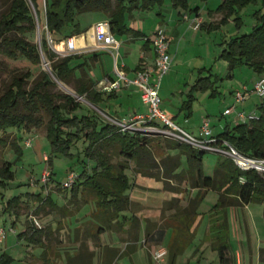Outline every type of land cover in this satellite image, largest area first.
<instances>
[{"label":"trees","instance_id":"obj_1","mask_svg":"<svg viewBox=\"0 0 264 264\" xmlns=\"http://www.w3.org/2000/svg\"><path fill=\"white\" fill-rule=\"evenodd\" d=\"M162 1L10 0L8 12L0 18V55L9 60L22 57L32 65L40 63L42 57L38 45L27 40L25 36L36 30L33 12L38 20L39 8L42 4L45 7L47 33L56 43L68 37L62 34V30L68 25L75 27L69 35L80 34L77 25L74 24L76 15L83 12H98L106 16L111 32L115 36L130 35L134 39H143L144 44L148 45L149 38L129 27L127 22L132 18L133 12L149 11L154 6L160 5ZM171 1L174 9L189 10L188 0ZM254 2L255 0H223L216 9L217 13L223 15L219 23H225L235 15L239 27L241 19L237 15L244 7ZM191 11L197 12L198 8ZM254 16L257 22L252 31L224 42L220 58L229 64L230 69L249 66L261 75L264 72V15L256 13ZM40 49L49 64L51 74L42 71L39 79L30 88H27L31 77L29 71L11 78L5 91L0 95V146L4 147L8 144L4 136L9 131L44 127L53 153L76 156L77 163L82 165L83 170L69 189L73 197H76L80 190V198H83V202L87 203L84 200L86 196L93 203L94 208L91 212L93 223L85 230V234L93 238L95 246L100 234L108 231L123 232L125 216L122 214L129 211L133 205L127 194L132 186L127 171L162 183L164 191L179 193L182 184H188L190 188L199 190V194L183 209L178 207L176 199L165 203L164 209H175L176 215L180 216L179 219L170 218L164 225L172 227L175 232L168 249V264H175L177 256L187 244L186 232L203 198L201 191L214 190L219 195L217 203L212 208L217 214L222 211V218L217 221L220 222L219 226L212 228L213 231L218 230V233L224 230L223 227L226 225L223 215L225 208L242 207L250 202H263L264 173L252 169L242 171L232 158L224 153L218 154L219 159L212 176H206L202 169L203 155L206 153L204 150L166 136L157 142L155 139H149L147 133L142 131H121L96 111L83 113L82 103L74 96L53 92L56 82L68 84L74 78L75 71L80 70V77L76 79L75 93L78 97L86 98L97 109H100L101 104L116 99L115 92L104 97V93L95 89L96 81L83 71L85 64L73 62L80 60L81 55L59 57L50 49L45 39L40 42ZM202 71L204 69L198 70L199 73ZM199 81L200 78L192 88H197ZM208 85L212 88L209 82ZM213 93L215 94L214 90ZM188 96V101H183L181 105V110L186 109L187 114L190 113L192 95L189 93ZM101 112L110 117L104 111ZM110 118L118 120L114 116ZM213 138L215 143L211 146L221 151L229 152L231 147L244 157L264 160V105L260 107L258 119L239 123L233 127L226 124L220 133L213 135ZM79 141L86 143L82 150V158L78 152L76 155L71 153L75 143ZM9 146L18 157L21 156L18 141H12ZM112 149L118 158L117 162L113 161ZM157 150L159 154H156ZM169 151H174L176 154L171 155ZM182 156L185 157L186 168L178 171ZM83 159L93 163L90 172L84 165ZM47 162L51 167L50 158ZM13 177L12 163L4 161L0 166V201L3 197L1 190L9 185ZM34 202L37 204L36 213L49 207L65 214V208L57 207L49 195L44 198L37 195ZM22 206L20 198L13 197L2 206L0 215H14L16 220L21 214ZM149 227L146 229L147 236L151 231ZM162 230L159 228V231H156L158 238L162 237ZM47 232H49L48 228L35 229L28 225L17 236L18 240L24 239L29 245L41 247L43 249L41 257L45 264L49 262L46 254L50 248L44 246L42 241ZM217 242L218 255L223 261L228 249L225 235H219ZM92 257L93 252L89 250L83 239L79 244L77 255L66 257L63 264H92ZM10 261L11 259L4 255L0 258V264H8Z\"/></svg>","mask_w":264,"mask_h":264},{"label":"rangeland","instance_id":"obj_2","mask_svg":"<svg viewBox=\"0 0 264 264\" xmlns=\"http://www.w3.org/2000/svg\"><path fill=\"white\" fill-rule=\"evenodd\" d=\"M221 0H188V4L191 8L198 6L202 11V16L205 15L207 19V11H215ZM10 0H0V18L8 12ZM181 12L185 11L179 9ZM171 11H174L171 0H163L160 5L154 6L151 10L140 13L135 12L136 18L131 20L134 24L135 30L143 33L146 37H150L153 32L158 29L175 30L178 28L179 37L176 46L173 47L172 55L176 53V66H172L170 71L163 77L161 81V87L159 96L161 98L162 105L161 110L165 112L166 116L180 129L190 134L192 137H197L195 133L198 131V127L204 117L211 122V133L216 135L223 130L226 124L233 127L237 124L234 121L235 112H244L246 114L255 112L256 117L260 115V107L264 105V97L260 98L256 96L254 92L247 94V98L243 103L237 105L236 111L231 116H222L223 110L228 109L234 103L230 99L231 90H241L243 86H247L249 90H252L255 82L263 78L264 72L258 75L249 66L229 68V64L220 58V54L224 48V42H227L230 38L235 36H241L243 34L250 33L252 28L256 25L255 14L264 15V0H255L244 7L239 15L241 23L239 27L235 21L234 15L225 23H219V19L222 15L217 16L211 25L206 26L204 29L194 31L190 29L189 24H182L178 26L176 22V15H174V24L171 22ZM176 11V10H175ZM188 11V10H187ZM176 14V12H175ZM34 15V12H33ZM98 12H83L75 16L74 24L77 25L79 31L83 32L89 25L95 20L99 19ZM35 17V15H34ZM106 18V16H105ZM36 19V30L32 34H28L25 38L38 46L42 40H46L49 45V39L55 42L54 38L50 37L45 27V7L42 4L39 8V17ZM200 27L202 26L200 18ZM161 24V25H160ZM73 25L64 27L62 32L66 36L74 31ZM163 29V30H164ZM165 31V30H164ZM166 34V32H165ZM120 42V50L118 57V64L121 60H125V64L128 67H134L138 61L139 48L137 45L142 42L141 38L135 39L133 42H126L125 37L116 36ZM168 38V37H167ZM169 41V39H168ZM134 43L136 46H134ZM170 45V43H169ZM96 53V52H94ZM87 58H82L84 62L83 71L85 74L96 81L95 89H99V80H104L106 75L103 72H114V60L113 57L106 52H97L98 60L96 63L93 60L92 53H88ZM78 55V54H77ZM77 63L79 61L74 60ZM80 63V62H79ZM49 64L46 62L44 55L42 54L41 61L38 65H32L22 57H18L16 60H9L6 57L0 55V95L5 91L11 78L14 75L29 71L31 77L27 84V88H30L33 83L39 79L40 73L47 72ZM188 69V70H187ZM204 69L201 73L198 70ZM112 72V73H113ZM80 77V70L75 71L74 78L70 80L68 84L56 82V87L53 92H63L72 96L82 103L83 113H91L92 111L98 112L103 118H105L102 111L113 117V114L118 118L121 123L131 124V117L133 113L127 112V107L120 111L121 101L115 102L114 100L107 101V104H101L99 108L92 106L86 98L78 97L75 93L77 85L76 79ZM197 82L199 86L192 88ZM98 80V81H97ZM208 82L212 85L209 87ZM214 87V88H213ZM215 91V94L213 93ZM192 95L190 113L187 114L186 109L181 110L183 101H188V94ZM107 96V95H104ZM143 113L147 114L148 110L145 106H142ZM106 119V118H105ZM107 120V119H106ZM155 128V129H153ZM135 131H142L147 133L149 139H155L160 142L166 136L171 139H177L171 136L168 131L160 124L157 125H144L135 124L133 126ZM7 139L6 146H0V166L4 161L12 163V171L14 173L13 179L9 182V185L1 190L3 195L0 201V213L2 206L13 197H19L21 203H23L21 214L18 216L14 224L8 221L7 215H0V228H5L8 232L7 239L0 243V247L5 248L7 246L8 253H6L11 261L8 264H45L44 260L39 256L42 254L43 249L39 246L29 245L24 239L18 240L17 236L30 224V217H35L42 225V228H48L49 232L43 238L44 246L49 247L46 257H48V264H55L57 258L55 253H58L64 260V255L77 248L74 235H80L85 229L75 232L73 226L74 223L80 222V219L66 222V217L63 212L53 210L49 207H45L41 212L36 213L34 211L35 202L34 198L39 195L42 198L47 195L56 202L57 205H65L67 209L72 213L76 208L79 210L83 207V198L80 200H73L71 196V189H64L63 185L67 182V175L70 172L76 173L78 176L82 172V165L77 163L76 156H66L53 153L49 140L45 135V128L40 127L37 129L27 130H13L9 131L4 136ZM16 137L18 139H16ZM31 139V146L25 147L24 141ZM184 142L183 139H177ZM12 141H18L21 148V156L18 155L9 146ZM86 143L79 141L75 143L71 153L76 155L80 153L82 158V150ZM202 160V169L206 176H212L214 169L217 165L221 152L219 151H205ZM176 153V152H174ZM112 158L114 162H117L118 158L111 150ZM159 154V150L156 151ZM50 158L51 167L48 165L47 160ZM80 158V159H81ZM84 165H86L88 172L93 168V163L87 159H83ZM132 165V164H131ZM186 168L185 157H181V169ZM47 173V180L45 183H41L42 175ZM127 176L130 179L131 188L127 191L129 197H139L149 199L151 204L161 203L166 198V193L161 189V184L153 179L141 178L130 171H127ZM182 187L187 188V184H182ZM148 190V191H146ZM149 194L145 197V193ZM186 192V191H185ZM216 196V193L210 192L208 197L203 201V209L210 207L211 200ZM188 194H184L181 197L180 202L183 204L184 199L188 198ZM79 199V196H78ZM84 200L88 203V208H84V212L89 217V212L93 207V203L88 197H84ZM215 202V201H214ZM254 206V204H252ZM255 205L264 206L263 202ZM264 208V207H263ZM142 210L139 206L132 207V211L139 212ZM150 210V211H149ZM159 209H147L145 215L154 220L155 215ZM248 215L256 222L255 234L261 236L264 240V231L259 226V220H262V216H258V211L251 207L246 211ZM86 216V215H85ZM15 216L12 215V220ZM90 218V217H89ZM259 219V220H258ZM8 224V225H3ZM54 224H57L56 226ZM3 225V226H2ZM2 226V227H1ZM47 231V230H46ZM259 232V233H258ZM104 238H109V234L103 235ZM256 237V236H255ZM259 239L260 237H256ZM90 247L93 244H89ZM146 249L153 256V264L160 263L159 253L161 247L153 249L148 245H145ZM0 248V249H2ZM52 250V251H51ZM2 253L0 252V258ZM264 258V255H263ZM58 262V261H57ZM59 263V262H58Z\"/></svg>","mask_w":264,"mask_h":264},{"label":"crops","instance_id":"obj_3","mask_svg":"<svg viewBox=\"0 0 264 264\" xmlns=\"http://www.w3.org/2000/svg\"><path fill=\"white\" fill-rule=\"evenodd\" d=\"M210 2V0H207ZM223 2L221 0L220 4ZM219 4V5H220ZM218 5V7H219ZM217 7V8H218ZM195 8H198L197 12L191 11L194 8H191L189 6L188 11L181 12L179 9H174V11H171V22L174 20V15H176V22L178 26L181 25V23L189 24L190 29H192L191 22L194 18H200L202 26L197 29L201 30L204 29L206 26L212 24V22L215 20L217 16L222 15L221 13H217L215 11H207V19L205 18V15L202 16L201 9L196 6ZM216 8V9H217ZM176 10V11H175ZM176 12V14H175ZM99 19L95 20L91 25H89L83 32L80 31V34L73 35L75 40V45L78 49V51L75 54L81 55L82 58H87L88 53H92L91 56H93V60L96 63L98 60V57L95 51L92 50L94 41L92 38V26L96 24L97 22L107 20L105 18V15L102 13H99ZM223 16V15H222ZM215 17V18H213ZM136 15L135 12L132 13V19L135 20ZM222 18V17H221ZM219 19V22L221 20ZM175 21L172 23L174 24ZM128 26L134 28V24H132L131 20L127 22ZM161 25V24H160ZM164 29V28H163ZM166 32V36L169 39V55L171 58V67L176 66V53L175 55H172L173 47H175L178 37H179V31L178 28L175 30H167L164 29ZM193 30V29H192ZM194 30V31H197ZM64 33V31H63ZM65 35V34H64ZM115 36V35H114ZM68 37H71V35H68ZM126 38V42L130 41L133 42L135 39L130 36L126 35L123 36ZM116 38V36H115ZM66 39V38H65ZM64 39V40H65ZM117 39V38H116ZM118 40V39H117ZM143 40V39H141ZM60 41L57 45H62ZM140 42L137 47L139 48V55H138V61L134 65V67H128L125 64V60H121L120 64L123 65V71L127 74L128 77H133L135 72L138 70L143 69H152L154 67V51L150 44L145 45ZM56 45V46H57ZM121 46V45H120ZM134 46L136 44L134 43ZM120 50V48H119ZM74 55V54H73ZM81 58V59H82ZM78 60L80 63H84L83 61ZM85 66L83 65V68ZM188 70V69H187ZM77 71V70H76ZM113 71L110 72H103V75L113 76ZM101 80V79H100ZM99 80L98 83L101 81ZM98 81V80H97ZM99 86V85H98ZM235 91H238L237 89L230 91V99L234 102L233 94ZM107 95L108 94H104ZM116 99L115 102H120L122 105L120 106V111L122 112L124 110V107H127V112H131L134 115L136 114H144L142 103L140 101V95L137 89L131 87L128 89H121L117 92H115ZM106 97V96H104ZM163 102V101H162ZM243 103V102H242ZM235 109L237 108V105L240 103L235 104ZM232 104V105H233ZM226 109L223 110V112ZM163 111V110H162ZM165 113V112H164ZM116 113L113 114L115 118ZM227 116H231L227 115ZM226 117V116H224ZM207 117H204L205 119ZM118 119V118H117ZM201 124V123H200ZM200 127V125H199ZM199 127L197 133H195L197 136L199 135ZM210 128H211V122H210ZM169 154L174 155V151H169ZM140 177V176H138ZM143 178V177H141ZM149 179V178H146ZM160 183V182H159ZM161 184V183H160ZM188 185V184H187ZM161 189L164 193H166V198L161 201V203H154L151 204L149 199L147 200V195L149 192L145 193V198H139V197H129L132 202V207L139 206L142 208L139 212L132 211V207L129 211L124 212L122 215L125 216V224L123 228V232H115V231H108L100 234L97 238V246H95V242H93V238L87 237L86 235H83V232L80 233V235H74L75 243L77 244V248L72 250L69 253H66L64 255V260H66V257H75L77 255V250L79 247L80 242L85 239V244L88 246L89 250L93 252V257L91 260L92 264H153V256H150V253L146 249L145 245H148L152 248V250L157 249L161 247V251L159 253V264H168V255H169V245L171 244L172 240L174 239L175 232L172 227H165L167 221H169L170 218H178L180 216L176 215L175 209H164L165 203L170 202L172 200H178V207L183 209L187 207L190 200L194 199L197 194H199L198 189L190 188L189 185L187 188L180 187V192H168L164 191L162 184ZM148 191V190H146ZM186 191V192H185ZM210 192L216 193V196L211 200V206L206 207L203 209V201L206 197H208V194ZM188 194L189 197L184 199L183 204H181L180 199L184 194ZM203 195V198L201 202L199 203L195 214L193 216V220L191 221V225L189 227V230L186 232V245L184 247V250L177 256L175 264H264V240L261 239L260 233L259 235L255 234V227L256 222L254 219L250 217L246 213L247 210H249L251 207L256 209L258 211V216H262V220H259V226L262 227L264 231V206L261 205H255L258 202H250L247 205H244L242 207H227L223 211V215L225 218V227H223L224 230H222L220 233L219 231H213L212 228L219 226L220 222H217L220 218H222V211L217 214L216 211H214L212 208L217 203L219 195L214 190H207V191H201L200 192ZM72 196V193H71ZM79 196V199H78ZM129 196V195H128ZM81 192L78 190L76 197H73V200H80L81 201ZM52 200V199H51ZM215 201V202H214ZM52 202L55 204L52 200ZM83 202V201H82ZM262 203V202H261ZM260 203V204H261ZM254 204V206L252 205ZM56 205V204H55ZM57 207L65 208V214L66 222L73 221L76 219H80V222L74 223V230L75 232L81 231L80 229H88L92 226L91 223H93V219L91 216V212L94 207L89 212V217H87V213L84 212V208H88V203L83 202V207L79 210L76 208L72 213L69 209L65 207V205H56ZM37 207V204L34 207V211ZM147 209H159L157 211L156 217H154V220L150 219L145 215V211ZM145 210V211H144ZM150 211V210H149ZM86 215V216H85ZM8 221L10 220V223L12 224L15 220H12V216H7ZM17 220V219H16ZM8 225V224H3ZM2 225V226H3ZM55 226L57 224H54ZM135 225V226H134ZM154 225V227H152ZM1 226V227H2ZM150 226V227H149ZM149 227L150 233L147 236L146 235V229ZM159 228L163 229V235L161 238H158L157 232L159 231ZM25 230V229H24ZM23 230V231H24ZM22 231V232H23ZM106 233L109 234V238H104L103 235ZM85 234V233H84ZM219 235H225L226 244L228 246V249L225 252L224 260L221 261V258L218 255V240ZM260 237L257 239L256 237ZM95 241V240H94ZM93 244L92 247H90L89 244ZM2 248V246L0 247ZM52 251V250H51ZM0 252L2 255L9 258V256L6 254L8 253L7 246L5 248L0 249ZM58 253H55V258H57V262L55 264H63L65 261H62L60 255H56ZM42 255V254H41ZM39 256V258L41 257ZM42 258V257H41ZM50 263V262H49ZM154 264H156L154 262Z\"/></svg>","mask_w":264,"mask_h":264},{"label":"built area","instance_id":"obj_4","mask_svg":"<svg viewBox=\"0 0 264 264\" xmlns=\"http://www.w3.org/2000/svg\"><path fill=\"white\" fill-rule=\"evenodd\" d=\"M191 26L193 30L199 29V19L194 18L191 22ZM92 38L94 41L92 50L95 52H106L110 54L114 60L113 76L105 77L104 80L99 83L98 91L104 94H109L111 92H117L121 89H128L133 87L139 92L140 101L142 105H144L148 110L147 114H136L132 116L130 119V121L132 122L131 124L121 123L119 120L104 116L111 124L119 127L121 131H132L134 130L133 126L135 124H160L168 131L171 136L177 139H183L185 143L194 148L210 152L219 151L230 156L233 162L242 171L252 169L257 172L264 173V160H256L244 157L238 154L231 147H229V152H224L218 148L211 146L213 143H215V139L213 138V135L211 133L210 122L208 118L202 120L199 127V135L197 137H192L187 132L178 128L161 110L162 100L159 96L161 81L171 68V58L168 52L169 41L163 29H156L149 37L150 45L155 55L154 67L152 69L138 70L135 72L133 77H128L127 74L123 71V65L118 64L117 62L121 44L111 32L108 20L97 22L92 26ZM57 44L49 39L50 49L59 57L73 55L78 51L75 45L74 37L72 36L67 37L65 40H63V42L61 43V49L57 48ZM38 48L42 57L40 45L38 46ZM250 92H254L256 96L263 98L264 79H258L255 82L252 90H249L247 86H243L241 90L235 91L233 94L235 104L244 102L248 96L247 94H250ZM235 111V105L233 104L222 113V116L230 115ZM256 119H258V117H256L255 112L249 114H246L244 112H235L234 114V121H236L237 124L247 123ZM24 145L25 147H30L31 139H26L24 141ZM47 176L48 174L44 173L40 182L45 183L47 180ZM77 179L78 175L74 172H70L67 175V182L63 185V188H71L75 184ZM30 224L35 229L42 228L41 223L35 217H30ZM7 234L8 232L5 228H0V243H3L7 239Z\"/></svg>","mask_w":264,"mask_h":264},{"label":"bare ground","instance_id":"obj_5","mask_svg":"<svg viewBox=\"0 0 264 264\" xmlns=\"http://www.w3.org/2000/svg\"><path fill=\"white\" fill-rule=\"evenodd\" d=\"M57 48H58V49H61V48H62V45H57Z\"/></svg>","mask_w":264,"mask_h":264},{"label":"water","instance_id":"obj_6","mask_svg":"<svg viewBox=\"0 0 264 264\" xmlns=\"http://www.w3.org/2000/svg\"><path fill=\"white\" fill-rule=\"evenodd\" d=\"M35 13V12H34ZM35 18H36V14H35ZM49 74H51V72H50V69L47 71Z\"/></svg>","mask_w":264,"mask_h":264}]
</instances>
